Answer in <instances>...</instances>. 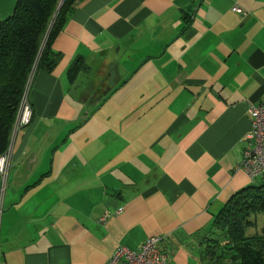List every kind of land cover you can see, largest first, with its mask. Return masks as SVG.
<instances>
[{
	"label": "crops",
	"instance_id": "obj_1",
	"mask_svg": "<svg viewBox=\"0 0 264 264\" xmlns=\"http://www.w3.org/2000/svg\"><path fill=\"white\" fill-rule=\"evenodd\" d=\"M50 46L0 177V264H106L153 235L169 264H204L215 215L264 184L239 168L264 0H76Z\"/></svg>",
	"mask_w": 264,
	"mask_h": 264
},
{
	"label": "trees",
	"instance_id": "obj_2",
	"mask_svg": "<svg viewBox=\"0 0 264 264\" xmlns=\"http://www.w3.org/2000/svg\"><path fill=\"white\" fill-rule=\"evenodd\" d=\"M75 4L76 0H17L13 13L0 20V154L8 146L31 74L38 68L50 71L57 61L50 44ZM260 214L264 216V184L251 183L234 193L213 219L203 244L204 264H264Z\"/></svg>",
	"mask_w": 264,
	"mask_h": 264
},
{
	"label": "built area",
	"instance_id": "obj_3",
	"mask_svg": "<svg viewBox=\"0 0 264 264\" xmlns=\"http://www.w3.org/2000/svg\"><path fill=\"white\" fill-rule=\"evenodd\" d=\"M232 10L238 14H245L240 7L234 6ZM31 74L30 78L32 77ZM29 78V80H30ZM30 82V81H29ZM29 82L22 96L20 107L11 131V140L8 147L0 154V177L5 180L12 153V141L15 133L31 119V105L28 100ZM248 114L251 119V130L245 136L247 146L242 151L239 168L247 173L252 180L264 175V99L255 104H250ZM120 207L115 214L122 211ZM109 215L105 213L100 220ZM159 235L147 237L137 249L118 246L111 254L106 264H169V255L159 247Z\"/></svg>",
	"mask_w": 264,
	"mask_h": 264
},
{
	"label": "rangeland",
	"instance_id": "obj_4",
	"mask_svg": "<svg viewBox=\"0 0 264 264\" xmlns=\"http://www.w3.org/2000/svg\"><path fill=\"white\" fill-rule=\"evenodd\" d=\"M33 73H34V72H33ZM106 105H107V104H105V107H106ZM0 199H1V198H0ZM261 217H262V219H264V216H263L262 214H260V215H259L260 220H259V223H258V226H259V227L262 225ZM258 226H257V228H258ZM252 228H253V227H252ZM250 230H254V228H253V229L247 228V232H250Z\"/></svg>",
	"mask_w": 264,
	"mask_h": 264
},
{
	"label": "water",
	"instance_id": "obj_5",
	"mask_svg": "<svg viewBox=\"0 0 264 264\" xmlns=\"http://www.w3.org/2000/svg\"><path fill=\"white\" fill-rule=\"evenodd\" d=\"M59 8V7H58Z\"/></svg>",
	"mask_w": 264,
	"mask_h": 264
}]
</instances>
